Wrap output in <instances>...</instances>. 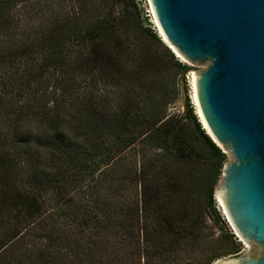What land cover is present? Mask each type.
<instances>
[{"label":"trees","instance_id":"16d2710c","mask_svg":"<svg viewBox=\"0 0 264 264\" xmlns=\"http://www.w3.org/2000/svg\"><path fill=\"white\" fill-rule=\"evenodd\" d=\"M187 68L135 0H0V264L239 250L206 231L226 153L167 109Z\"/></svg>","mask_w":264,"mask_h":264},{"label":"water","instance_id":"95a60500","mask_svg":"<svg viewBox=\"0 0 264 264\" xmlns=\"http://www.w3.org/2000/svg\"><path fill=\"white\" fill-rule=\"evenodd\" d=\"M151 1L168 43L157 30L159 36L175 56L177 50L186 63L209 61L197 75L210 132L196 114L232 158L215 190L235 235L252 246L219 264H264V0Z\"/></svg>","mask_w":264,"mask_h":264},{"label":"rangeland","instance_id":"374dc122","mask_svg":"<svg viewBox=\"0 0 264 264\" xmlns=\"http://www.w3.org/2000/svg\"><path fill=\"white\" fill-rule=\"evenodd\" d=\"M135 1L138 5L140 12H141V18H142L143 23L145 25L151 27V29H153V31H155L157 33V35H159V33H158L154 23H153V19H152V15H151L150 6L148 4V1L147 0H135ZM179 60L181 62L185 63L188 66V68L183 74H181L177 77L176 82H177L179 94L176 97V99L168 105L167 109L170 111H173L175 113L176 112L182 113L184 111V109L186 107V103H187L188 105H190L192 107L193 113H195V115L197 116L196 106H195L193 98H192L193 91H192V85H191V81H190V77H189V72L193 71L195 74H197L198 72L203 71L209 65V61L200 65V64H197L193 61L186 63L182 59H179ZM226 157H227L226 161L232 160V158L230 157L229 154H226ZM221 177L222 176L220 175V178L218 179L217 184L221 181ZM213 197H214L215 211H216L217 216L219 217L221 222L216 221V218H214V216L209 211H207L206 216H205V223H206V228H207L206 231L208 233H211L212 237L219 236L221 232L222 233H225V232L232 233V236H233L232 238L235 239L237 245L239 246V250L237 252H231V253L224 255V253L227 251V250H225L226 242L223 241L224 239H222V242L211 241V242L207 243V245H206L207 248L204 251H202V249H196L193 252H189V251L188 252H181L180 254H178L175 257V261L172 264H200L205 257H207L211 254V249H214V248L217 249L218 247H220L219 251L221 252V255L218 258L214 259L213 261L222 259L228 255L238 253L243 248H246L247 250L252 248V246L250 245L249 242L247 244H244L235 235L233 229L231 228L230 224L227 221V218H225V216L223 214V210L220 208L219 203L217 202L218 200L215 199V190L213 193ZM223 237H224V235H222V238ZM205 252H207V253L204 256L203 254ZM213 261H211L209 264H211Z\"/></svg>","mask_w":264,"mask_h":264},{"label":"bare ground","instance_id":"6f19581e","mask_svg":"<svg viewBox=\"0 0 264 264\" xmlns=\"http://www.w3.org/2000/svg\"><path fill=\"white\" fill-rule=\"evenodd\" d=\"M148 1V4L150 6V11H151V15H152V19H153V23L156 27V29L159 31L160 35L163 36V40L165 42L168 43V40L167 38L165 37L160 25H159V22H158V19H157V16H156V13H155V10H154V7L152 5V1L151 0H147ZM170 47H172L173 49H175L171 44H170ZM176 50V49H175ZM177 52V55L178 57H180V59L184 60L178 53V51L176 50ZM189 77H190V81H191V85H192V91H193V94H192V98H193V101H194V104L196 106V113H199L200 114V119L202 120V123L204 125V128L206 130H208L210 132V129L209 127L207 126L205 120L203 119L202 117V114H201V111H200V107H199V99H198V75L195 74L193 71H190L189 72ZM199 119V118H198ZM215 194H216V197H217V200H218V203H219V206L220 208L223 210V214L225 216V218H227V221L228 223L230 224V226L232 225V222L230 220V217L229 215L227 214L226 212V209H225V206H224V201H223V196H222V191L219 187H217V189L215 190ZM222 206V207H221ZM232 228V227H231ZM233 229V228H232ZM236 235H238V233H236ZM240 238V237H239ZM241 239V238H240ZM220 260H215L213 261L211 264H219Z\"/></svg>","mask_w":264,"mask_h":264}]
</instances>
